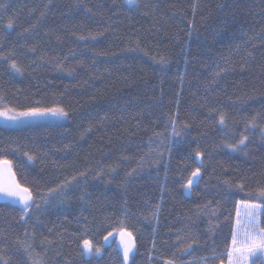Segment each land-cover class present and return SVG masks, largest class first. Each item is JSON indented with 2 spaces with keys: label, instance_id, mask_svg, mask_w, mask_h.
Segmentation results:
<instances>
[{
  "label": "trees",
  "instance_id": "obj_1",
  "mask_svg": "<svg viewBox=\"0 0 264 264\" xmlns=\"http://www.w3.org/2000/svg\"><path fill=\"white\" fill-rule=\"evenodd\" d=\"M35 107L69 117L0 122L34 201L23 219L0 201V264H123L102 244L120 227L129 264L226 263L238 203L264 187V0H0V111ZM241 134L244 152L223 147ZM85 235L99 256L81 255Z\"/></svg>",
  "mask_w": 264,
  "mask_h": 264
},
{
  "label": "snow or ice",
  "instance_id": "obj_2",
  "mask_svg": "<svg viewBox=\"0 0 264 264\" xmlns=\"http://www.w3.org/2000/svg\"><path fill=\"white\" fill-rule=\"evenodd\" d=\"M125 3L129 6H138V0H125ZM13 24L11 21L7 24V28L11 30ZM95 39V37H92ZM84 39V37H80ZM160 63L163 65L166 61L162 58ZM10 69L15 73L22 74V69L15 63L10 64ZM52 115L58 119H66L69 117V113L61 107H51V108H30L27 111L23 112H13L12 109L7 111H0V116L5 117V119L10 121H17L21 118H30V117H39ZM218 123L221 126H226V117L223 113L219 115ZM250 127H255V120L249 122ZM264 132V129H261ZM178 135V134H177ZM248 136L246 134H241L239 139L232 144H225L223 147L230 150L231 152H244L247 148ZM27 156L29 161L34 160V156L24 153ZM195 159L197 161V166L190 172L187 179L183 180L182 187L185 191L190 192L192 187L202 179V168H203V153L196 152ZM12 163L7 159L0 158V171L6 169L10 176L13 177L12 181L8 184H0V192H3L6 196L14 198L15 201L22 205L20 211L22 213L21 219L24 218V214L29 211L32 207L33 194L27 187H22L14 179V173L11 171ZM81 175H85L81 173ZM131 175V173H129ZM75 180L76 178L73 177ZM71 181H68L66 184L60 185V190L65 189ZM241 191L244 190V186H237ZM51 195V192H49ZM258 197L260 198L259 203H254L249 200H241L237 206L236 216L240 217V208L244 209V217L246 219V225L243 227L242 233H238L236 230L232 232L231 246L226 251L227 264H245V261L249 257L256 256L257 252L264 253V227L258 225L259 209L264 206V187L260 188L257 192ZM239 223V220H238ZM113 235L112 232H109L108 235L104 237L105 241L108 240V237ZM119 235L121 237L127 236V241L122 240L123 248V260L125 264L130 259V255L135 248V241L131 232H128L125 228H119ZM78 239V246L82 249V256H99L101 254V248L95 246L92 241L87 238V236H80ZM164 264H175L174 259L165 260ZM221 264H224L223 259H221Z\"/></svg>",
  "mask_w": 264,
  "mask_h": 264
},
{
  "label": "rangeland",
  "instance_id": "obj_3",
  "mask_svg": "<svg viewBox=\"0 0 264 264\" xmlns=\"http://www.w3.org/2000/svg\"><path fill=\"white\" fill-rule=\"evenodd\" d=\"M13 112H23V111H14ZM66 119H58L57 117H54L52 115H47V116H39V117H30V118H21L20 120L17 121H10L5 119V117L0 116V122L5 125V126H10V127H22V126H27L30 124H35V123H46V122H54V123H58V124H63L65 123ZM12 171V169H11ZM13 173V172H12ZM13 177L9 175L8 171L6 169H4L3 171H0V184H8L12 181ZM15 179V178H14ZM184 193L188 196L190 195V192L185 191V189L183 188ZM0 201L3 202H7L13 205H17L19 207H22V205L18 204L14 198L8 197L6 196L3 192H0ZM239 205V203H238ZM259 211V217H258V225H259V220H260V209ZM240 217L237 218L236 216V220H235V225H234V230H236L238 233H242L243 227L246 225V219L244 217V209L241 207L240 208ZM26 215L28 214L25 213ZM239 220V223H238ZM113 235L108 237V240L105 241V239H103L102 244L103 245H108L110 243H115V245L117 246V248L119 249L121 256H122V262L123 264H125L124 260H123V248H122V243L121 241H127L128 237L124 236L121 237L119 235V230H115L112 232ZM108 235V234H107ZM135 248L133 249L132 254L130 255V258L132 257V255L134 254ZM263 253L257 252L256 256L253 257H249L246 261L245 264H251L253 261L257 260L258 258L262 257ZM86 258H90L91 256H85ZM130 263V259L127 262V264ZM224 264H227L224 263Z\"/></svg>",
  "mask_w": 264,
  "mask_h": 264
}]
</instances>
